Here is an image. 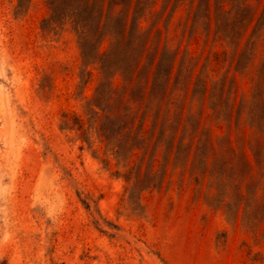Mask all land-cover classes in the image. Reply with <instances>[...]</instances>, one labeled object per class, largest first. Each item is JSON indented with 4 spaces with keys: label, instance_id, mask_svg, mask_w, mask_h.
<instances>
[{
    "label": "rangeland",
    "instance_id": "1",
    "mask_svg": "<svg viewBox=\"0 0 264 264\" xmlns=\"http://www.w3.org/2000/svg\"><path fill=\"white\" fill-rule=\"evenodd\" d=\"M0 264H264V0H0Z\"/></svg>",
    "mask_w": 264,
    "mask_h": 264
},
{
    "label": "trees",
    "instance_id": "2",
    "mask_svg": "<svg viewBox=\"0 0 264 264\" xmlns=\"http://www.w3.org/2000/svg\"><path fill=\"white\" fill-rule=\"evenodd\" d=\"M100 23V21H99ZM81 42H80V47H81V53H82V59H83V62L84 63H95V62H98L100 63V68L102 70H104V63H105V60H104V57L105 55L102 54L98 49L97 50H88L86 51L85 49V46H86V38H85V34L84 32L81 33ZM92 59V61H90ZM113 89L112 87L106 83L104 80L98 85V87L96 88V93H95V97H94V102L96 100H99L100 102H103L101 101V99H103L104 97H106V100L105 102L106 103H109V101L112 99V94H113ZM99 106V105H98ZM102 109V108H101ZM88 110L90 113H95V110L93 109V106L92 104L88 103ZM126 112V111H125ZM130 113H124L122 115V118L125 119V117L127 118L129 116ZM132 116V114H131ZM129 118V121H127L125 119L124 121V125L121 127H118V129H116V132H114V135H111V137H108L107 135H105V133H103L104 135V138L107 142V145H110L111 144V140H114V143L112 145V148H114V153L115 154H120V149H124L126 151H130L133 149V144H130L128 141H125L124 140V137L126 136L127 138H130L132 141H139L141 140L142 143L144 144L145 141H146V138L143 137V131H142V128H137L134 126V120H135V117H132ZM118 117L120 116H117V120H118ZM156 131V125L153 126V135H152V139L151 141L153 140V138L157 141V142H161L165 145V147L167 146H170L172 148V146H175L176 147V154L178 152H180V148L183 147V138L180 139V141H178L176 143V145H173L175 142H172L170 143L169 141V138L171 136V133L169 132L168 128L164 125H161L158 127V130H157V133L155 132ZM156 134V135H155Z\"/></svg>",
    "mask_w": 264,
    "mask_h": 264
}]
</instances>
